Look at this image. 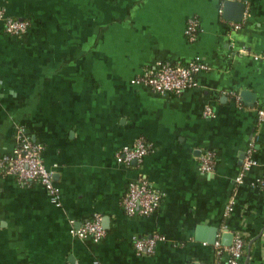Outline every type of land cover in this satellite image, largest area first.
I'll return each mask as SVG.
<instances>
[{
  "label": "crops",
  "instance_id": "obj_1",
  "mask_svg": "<svg viewBox=\"0 0 264 264\" xmlns=\"http://www.w3.org/2000/svg\"><path fill=\"white\" fill-rule=\"evenodd\" d=\"M224 1L0 0L5 15L30 23L14 37L0 21V155L23 130L43 145L61 195L57 206L40 183L0 175V264H225L226 251L196 239L198 225L218 227V241L225 229L241 234V264H264V0H238L240 22L224 17ZM195 58L209 68L182 93L132 84L162 62ZM245 89L255 106L241 100ZM140 138L152 146L144 161L119 163L117 151ZM250 142L259 164L238 183ZM207 150L218 157L213 173L200 169ZM139 177L163 193L149 216L122 205ZM97 215L102 239L70 233ZM156 233L154 253H137L133 237Z\"/></svg>",
  "mask_w": 264,
  "mask_h": 264
},
{
  "label": "built area",
  "instance_id": "obj_2",
  "mask_svg": "<svg viewBox=\"0 0 264 264\" xmlns=\"http://www.w3.org/2000/svg\"><path fill=\"white\" fill-rule=\"evenodd\" d=\"M0 21L3 31L14 37L23 36L29 29V21L13 16L5 15L0 8ZM236 28L239 24H234ZM199 21L196 17L188 20L185 33L190 40L197 38ZM256 59L258 55L254 56ZM209 65L199 58L189 60L187 63L162 62L152 69H147L143 74L132 79V84L142 85L152 88L161 94H179L195 85L196 74L207 70ZM206 116L213 115L211 106L204 110ZM264 119V109H258V120ZM43 145L40 142L33 141L23 130L19 131L16 147L9 153L0 155V175L13 176L20 183L31 184L34 182L43 185L49 193L51 201L61 205L60 189L54 181V172L45 165L43 160ZM152 146L143 138L138 139L132 145L121 147L116 153V160L124 165L132 166L144 161L145 156L151 151ZM254 143L250 142L246 149V156L239 168L236 176L238 183L243 182L246 174L259 164L253 157ZM200 169L203 173H213L216 169V153L213 150L205 151L200 158ZM261 188L264 191V174L261 179ZM163 193L155 189L151 184L139 177L131 181L123 196L122 205L126 214L134 216L137 214L149 216L160 206ZM230 206V205H229ZM228 206V208H229ZM230 209V208H229ZM70 233L80 239L91 238L99 241L106 235V229L102 218L95 216L87 219L80 227L73 225ZM163 239L162 235L154 234L148 236H134L133 243L137 253H154L157 243ZM217 253L224 251L228 253V259L225 264H241L244 256V237L241 234L234 236L231 246H223L220 241L215 243Z\"/></svg>",
  "mask_w": 264,
  "mask_h": 264
},
{
  "label": "water",
  "instance_id": "obj_3",
  "mask_svg": "<svg viewBox=\"0 0 264 264\" xmlns=\"http://www.w3.org/2000/svg\"><path fill=\"white\" fill-rule=\"evenodd\" d=\"M246 4L242 1L238 0H225L224 6H223V15L226 19L234 21V22H240L243 20L244 14H245ZM240 98L243 101H249L246 103L247 106H255L256 103V95L252 93L250 90H242L240 92ZM202 155V152L200 156ZM246 156V151H241L239 156V164L241 165L244 158ZM135 163V162H134ZM55 177V176H54ZM218 234H219V228L218 227H212V228H206L204 225H198L196 229V239L197 240H205L208 241L211 244H215L218 241ZM235 233L230 232L229 230L225 229L222 233L221 237V244L223 246H231L233 239H234ZM200 264V263H196Z\"/></svg>",
  "mask_w": 264,
  "mask_h": 264
},
{
  "label": "trees",
  "instance_id": "obj_4",
  "mask_svg": "<svg viewBox=\"0 0 264 264\" xmlns=\"http://www.w3.org/2000/svg\"><path fill=\"white\" fill-rule=\"evenodd\" d=\"M217 154H216V162H217ZM217 164V163H216ZM217 166V165H216ZM244 244H245V249H246V244H247V240H246V238H244ZM245 249H244V253H245Z\"/></svg>",
  "mask_w": 264,
  "mask_h": 264
}]
</instances>
